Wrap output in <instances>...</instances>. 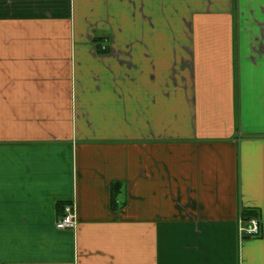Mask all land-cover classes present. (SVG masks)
Returning <instances> with one entry per match:
<instances>
[{
	"label": "crops",
	"instance_id": "obj_1",
	"mask_svg": "<svg viewBox=\"0 0 264 264\" xmlns=\"http://www.w3.org/2000/svg\"><path fill=\"white\" fill-rule=\"evenodd\" d=\"M0 264H264V0H0Z\"/></svg>",
	"mask_w": 264,
	"mask_h": 264
},
{
	"label": "built area",
	"instance_id": "obj_2",
	"mask_svg": "<svg viewBox=\"0 0 264 264\" xmlns=\"http://www.w3.org/2000/svg\"><path fill=\"white\" fill-rule=\"evenodd\" d=\"M77 225L75 208L73 204H67L63 208V215L55 223L58 230H72ZM240 235L255 237L259 234V223L257 219H250L246 222L240 221Z\"/></svg>",
	"mask_w": 264,
	"mask_h": 264
},
{
	"label": "trees",
	"instance_id": "obj_3",
	"mask_svg": "<svg viewBox=\"0 0 264 264\" xmlns=\"http://www.w3.org/2000/svg\"><path fill=\"white\" fill-rule=\"evenodd\" d=\"M118 190H119V185L116 184L112 186L113 195H115L118 192ZM250 219H257L256 213L247 209H243L241 211V220L246 222Z\"/></svg>",
	"mask_w": 264,
	"mask_h": 264
}]
</instances>
